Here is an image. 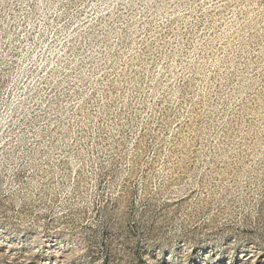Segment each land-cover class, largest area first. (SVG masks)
Segmentation results:
<instances>
[{
  "label": "rangeland",
  "instance_id": "obj_1",
  "mask_svg": "<svg viewBox=\"0 0 264 264\" xmlns=\"http://www.w3.org/2000/svg\"><path fill=\"white\" fill-rule=\"evenodd\" d=\"M0 264H264V0H0Z\"/></svg>",
  "mask_w": 264,
  "mask_h": 264
}]
</instances>
